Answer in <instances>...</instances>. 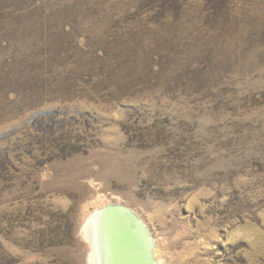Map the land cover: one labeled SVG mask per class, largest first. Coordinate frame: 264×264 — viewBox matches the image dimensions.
Instances as JSON below:
<instances>
[{"label":"rangeland","instance_id":"1","mask_svg":"<svg viewBox=\"0 0 264 264\" xmlns=\"http://www.w3.org/2000/svg\"><path fill=\"white\" fill-rule=\"evenodd\" d=\"M113 203L264 264V0H0V264H89Z\"/></svg>","mask_w":264,"mask_h":264},{"label":"water","instance_id":"2","mask_svg":"<svg viewBox=\"0 0 264 264\" xmlns=\"http://www.w3.org/2000/svg\"><path fill=\"white\" fill-rule=\"evenodd\" d=\"M89 264H160L152 232L134 209L109 204L92 213L82 227Z\"/></svg>","mask_w":264,"mask_h":264},{"label":"bare ground","instance_id":"3","mask_svg":"<svg viewBox=\"0 0 264 264\" xmlns=\"http://www.w3.org/2000/svg\"><path fill=\"white\" fill-rule=\"evenodd\" d=\"M156 254H157V253H156ZM158 255H159V254H158ZM158 257H159V256H158ZM158 257H157V258H158ZM158 259H160V257H159ZM160 261H161V260H160ZM160 263H161V262H160Z\"/></svg>","mask_w":264,"mask_h":264}]
</instances>
